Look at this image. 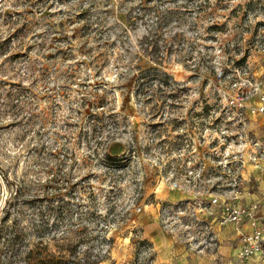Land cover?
Here are the masks:
<instances>
[{"label": "rangeland", "instance_id": "obj_1", "mask_svg": "<svg viewBox=\"0 0 264 264\" xmlns=\"http://www.w3.org/2000/svg\"><path fill=\"white\" fill-rule=\"evenodd\" d=\"M263 47L264 0L0 2V264L36 247L63 264H152V222L192 263L234 264L233 247L221 259L187 232L214 218L202 180L220 171L226 186L214 164L236 137L214 128L237 129L224 103L263 78ZM238 128L264 145V125ZM241 170L240 192L259 195L264 170Z\"/></svg>", "mask_w": 264, "mask_h": 264}, {"label": "built area", "instance_id": "obj_2", "mask_svg": "<svg viewBox=\"0 0 264 264\" xmlns=\"http://www.w3.org/2000/svg\"><path fill=\"white\" fill-rule=\"evenodd\" d=\"M237 84L233 83L234 86ZM241 88L238 85L237 91L233 95L229 94L224 103L228 111L227 119L237 129L214 128L215 134H223L226 131L229 133L227 136H236L232 138L235 142L226 146V154L216 159L214 164L222 169L220 174L228 179L226 186L218 187L222 177L219 175L220 171L217 175L206 177V180L201 179L203 173L198 174L196 170L195 174L197 173V180L212 182L210 189L203 195L205 203L200 205V211L208 215L217 214L220 225L231 223L240 234V246L236 251L234 264H251L254 260L258 264H264V192L257 196L248 192L245 196V193L238 189L243 167L250 165L264 170V145L250 140L243 134L246 130L238 128L240 124L246 125L247 120L264 125V71L260 81L254 82L244 91H241ZM198 170L203 172V167L198 166ZM177 212L180 216H187L181 208L177 209ZM199 222L201 221L198 216L190 221L187 234L193 231L190 236L193 237L191 241L187 240L188 245L204 249L216 248L218 242L213 227L208 223ZM193 225L195 228H192Z\"/></svg>", "mask_w": 264, "mask_h": 264}, {"label": "crops", "instance_id": "obj_3", "mask_svg": "<svg viewBox=\"0 0 264 264\" xmlns=\"http://www.w3.org/2000/svg\"><path fill=\"white\" fill-rule=\"evenodd\" d=\"M262 192H264V190ZM253 196L257 195L254 194ZM203 213L206 214V212H202V214ZM217 219V214H214V218L210 217L207 219V223L213 227V230L216 233L218 242L217 250L214 252L215 254H213V252H211V254H221V259H224V252L222 253V251H218V249L228 244L233 247V255L235 258L236 251L240 246V234L233 224L227 223L220 225ZM143 231V236L151 244L153 250L151 256L152 264H194L192 263V259L188 258V256L190 257V253L191 255L194 253L190 252L185 245L177 243V241L174 240L175 238L173 235L167 230L152 222L149 225H143ZM213 258L214 257H211L208 260H213ZM204 261L206 260L202 259L198 263L202 264ZM251 264L258 263L254 260Z\"/></svg>", "mask_w": 264, "mask_h": 264}, {"label": "trees", "instance_id": "obj_4", "mask_svg": "<svg viewBox=\"0 0 264 264\" xmlns=\"http://www.w3.org/2000/svg\"><path fill=\"white\" fill-rule=\"evenodd\" d=\"M244 59H245L244 57L241 59L242 63H243ZM155 69L156 68L152 67V66H148V67L144 68L146 73L149 72V70H155ZM157 71H156V73H153V75H152L153 77L151 79H157L158 81H161L162 84H167L166 82L169 79L168 74L166 72L158 73ZM140 77L144 78L146 76L144 75V73L140 72V75L136 77V81H138V79ZM147 78H148V75H147ZM141 90H143V89H141ZM146 93H147V90L143 91V94H146ZM104 156H105L106 159L115 160L114 157L109 155L108 153H105ZM4 177L5 178H3V179L7 180V177L5 175H4ZM8 192H9V198L7 200L8 204H7V207L5 209L6 216H4L2 218V221H4L9 215V212H10L9 208H10V204H11L12 200L15 199L18 194H20V195L23 194V196L26 194L25 189L23 188V191H22V189L19 188V187H16L15 189L10 190ZM4 234H5L4 231H1V236L0 237L2 238ZM15 237H16V235H14L13 238H15ZM65 256H66V254L55 255L53 253H49L47 251H44V250H42L41 248H38V247H36V248H28L27 251L25 252V256H24V264H63V263H65L67 261ZM96 258H97L96 259L97 261H91L89 264H98V262L100 260L98 259V257H96Z\"/></svg>", "mask_w": 264, "mask_h": 264}, {"label": "bare ground", "instance_id": "obj_5", "mask_svg": "<svg viewBox=\"0 0 264 264\" xmlns=\"http://www.w3.org/2000/svg\"><path fill=\"white\" fill-rule=\"evenodd\" d=\"M3 0H0V2H2Z\"/></svg>", "mask_w": 264, "mask_h": 264}]
</instances>
